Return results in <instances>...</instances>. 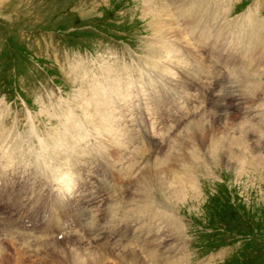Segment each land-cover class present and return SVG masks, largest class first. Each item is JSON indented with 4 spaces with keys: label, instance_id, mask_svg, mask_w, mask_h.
<instances>
[{
    "label": "rangeland",
    "instance_id": "rangeland-1",
    "mask_svg": "<svg viewBox=\"0 0 264 264\" xmlns=\"http://www.w3.org/2000/svg\"><path fill=\"white\" fill-rule=\"evenodd\" d=\"M178 3L0 0L1 227L59 203L51 215L71 218L76 229V205H99L104 214L113 188L131 201L141 176L157 175L162 187L149 194L161 200L156 214L127 211L129 225L142 229L140 242L127 236L138 255L132 264H264V58L249 44L251 28L264 33V0H195L197 19L182 17ZM151 4L159 12H145ZM248 9L253 21L242 17ZM152 12L170 14L171 37L154 32L161 18ZM102 133L113 144L99 140ZM103 147L107 162L82 163L101 157ZM59 240L65 252L51 246L47 257L29 251L16 260L19 252L0 236V264H95L72 249L71 238ZM112 258L102 264H120Z\"/></svg>",
    "mask_w": 264,
    "mask_h": 264
},
{
    "label": "bare ground",
    "instance_id": "bare-ground-1",
    "mask_svg": "<svg viewBox=\"0 0 264 264\" xmlns=\"http://www.w3.org/2000/svg\"><path fill=\"white\" fill-rule=\"evenodd\" d=\"M163 1V0H162ZM171 1H174V0H171ZM180 3L177 4L176 8H177V11L180 13V15L182 17H186L189 18V19H193V18H196L197 19V16H196V12L195 8H193V6H195V4L193 5L192 2L195 1V0H175ZM158 2V1H157ZM161 6H164L166 4H163V3H160ZM147 6V5H145ZM203 6V5H202ZM191 7H192V10H191ZM155 8V11L154 12H159V10H157V6L155 4H151V9L148 7L145 9V12H147L146 10H151L153 11V9ZM225 12V11H224ZM248 14H244L242 17L244 19V17L247 19L246 20H249V21H253L251 19V17L249 16V14L253 11L248 9ZM199 13V12H197ZM146 14H149V13H146ZM145 15V14H144ZM150 15V14H149ZM152 15L154 16L153 12H152ZM198 15V14H197ZM204 15V14H203ZM219 15V14H218ZM162 16V14H161ZM191 16V17H190ZM252 16V15H251ZM154 17H160L159 15H156L155 13V16ZM153 17V19H154ZM253 17V16H252ZM161 20L159 19H154V22H155V30L154 32L159 34L160 37H164L167 36V34L170 33L169 37L172 36V34L174 33L175 31V27H173L172 25V18L169 15H165L163 17H160ZM210 18V17H209ZM214 18V16H213ZM217 18V17H216ZM240 18V17H239ZM200 19V18H199ZM243 19H239V20H243ZM264 19V18H263ZM152 20V19H151ZM159 20V21H157ZM172 20V21H171ZM210 20V19H209ZM258 20V18H257ZM260 20H262L260 18ZM205 21V20H204ZM202 20V22H204ZM244 21V20H243ZM238 22V21H237ZM257 23V22H256ZM261 23H264L261 22ZM152 24V23H151ZM187 24V23H186ZM207 24V23H206ZM252 24V23H251ZM260 25V24H259ZM259 25H256L259 27ZM203 26V25H201ZM207 26V25H206ZM246 26V25H245ZM261 26V25H260ZM213 27V26H212ZM205 28V27H204ZM209 28V27H208ZM223 28V27H222ZM251 28V26L249 27V29ZM177 29V28H176ZM207 30V29H206ZM220 30V29H219ZM260 30V29H259ZM264 30V29H263ZM160 31V32H158ZM209 31V30H208ZM241 31V30H240ZM258 29H253L251 28L250 29V33H251V41L249 42V44L251 43L252 44V41L253 43L255 42V46L253 49L256 53H259V56L257 57V59H261V58H264V33L263 34H259V35H256L258 34ZM262 32V31H261ZM178 34V33H177ZM176 34V35H177ZM220 34V33H219ZM247 34V33H246ZM248 35V34H247ZM158 36V37H159ZM184 36V35H183ZM157 37V36H156ZM176 37V36H175ZM178 37V36H177ZM258 37V38H257ZM181 39V37H179ZM250 38V37H249ZM157 39V38H156ZM172 40V39H171ZM177 41V40H176ZM239 42V41H238ZM175 43V42H174ZM186 43V42H185ZM157 44V43H156ZM183 44V43H182ZM163 45V44H162ZM148 46V45H147ZM183 46V45H182ZM246 50V49H245ZM159 51V50H158ZM253 51V52H254ZM153 52V51H152ZM243 52V51H242ZM173 54V53H172ZM158 57V56H157ZM120 58V57H119ZM198 58V57H196ZM246 59V58H244ZM178 60V59H177ZM188 60V59H187ZM168 61V59H167ZM191 62V61H190ZM252 62V61H251ZM86 63V62H85ZM197 63V62H196ZM195 63V64H196ZM201 63V62H200ZM75 64V63H74ZM243 64V63H242ZM85 65V64H84ZM87 65V64H86ZM105 65V64H104ZM167 65V64H166ZM79 67V66H78ZM104 67V66H103ZM106 67V66H105ZM109 67V66H108ZM189 67V66H188ZM246 67V66H245ZM77 69V67H75ZM86 68V67H85ZM96 68V67H95ZM101 68V67H100ZM107 68V67H106ZM116 67H114L115 69ZM192 68V67H191ZM117 69V68H116ZM188 69V68H187ZM79 70V69H78ZM100 70H102L103 72V68H101ZM99 70V71H100ZM112 70V69H111ZM86 71H87V68H86ZM94 71V70H93ZM107 71V70H105ZM116 71V70H115ZM243 71V70H242ZM80 72V71H78ZM77 72V73H78ZM101 72V73H102ZM109 71H107V74H108ZM113 72V71H112ZM117 72V71H116ZM75 73V72H74ZM106 73V72H105ZM111 73V71H110ZM67 74V73H66ZM82 74V73H81ZM96 74H100L99 73H96ZM114 75V73H113ZM140 75V74H139ZM254 75V74H253ZM79 76V75H78ZM89 76H92V75H89ZM95 76V75H94ZM97 76V75H96ZM112 76V75H111ZM115 76V75H114ZM117 76V75H116ZM76 77V75H75ZM109 77V76H107ZM113 77V76H112ZM111 77V78H112ZM91 78V77H90ZM97 78V77H96ZM157 78V77H156ZM164 78V77H163ZM190 78V77H189ZM117 79V78H116ZM78 80V79H77ZM94 80V79H93ZM115 80V78H114ZM150 80V79H149ZM82 81V80H80ZM92 81V80H91ZM118 81V80H117ZM137 81V80H136ZM78 82V81H77ZM87 82V81H86ZM90 82V81H89ZM175 82V81H174ZM97 83V82H95ZM120 83V82H119ZM81 84V83H80ZM91 84V83H90ZM89 84V85H90ZM178 84V83H177ZM78 85V83H77ZM88 85V84H87ZM82 86V88L80 89H83V91L85 92V96H81L84 100L87 98V94H89V92H86V90L90 89L89 86ZM92 85V84H91ZM98 85V84H97ZM94 86V84H93ZM118 86V85H116ZM81 87V86H80ZM100 87V86H99ZM79 88V87H78ZM257 88V87H256ZM103 89V88H102ZM121 90V89H120ZM75 91V90H74ZM111 90H109L110 92ZM260 91V90H259ZM76 92L77 89H76ZM95 93V96L97 97H100L99 96V93L94 91ZM91 93V92H90ZM102 93V92H100ZM111 93V92H110ZM114 93V91L112 92ZM111 93V94H112ZM118 93H119V90H118ZM251 93V92H250ZM92 94V93H91ZM90 94V96H92ZM121 94V93H120ZM81 95V94H80ZM104 95V94H103ZM102 95V96H103ZM71 96V95H70ZM74 96V95H73ZM72 96V97H73ZM78 96V95H77ZM94 96V97H95ZM114 96V95H113ZM116 96V95H115ZM249 96V95H248ZM76 96H74L75 98ZM93 97V96H92ZM69 98V97H68ZM109 98V97H108ZM61 99V98H60ZM99 99V98H98ZM97 99V100H98ZM70 100H72V98H70ZM80 101V100H78ZM82 101V100H81ZM89 101V100H88ZM67 102V101H66ZM77 102V101H76ZM112 102V101H111ZM81 103V102H80ZM83 103V102H82ZM87 103V102H86ZM100 103V102H99ZM102 103V102H101ZM104 103V102H103ZM89 104H90V101H89ZM52 105V104H51ZM75 105V104H74ZM95 105V104H94ZM68 106V105H67ZM79 106V104H78ZM84 106V105H83ZM89 107V106H88ZM108 107V106H107ZM101 108V107H100ZM121 108V107H120ZM56 109V108H55ZM109 109V108H108ZM62 111V110H61ZM98 111V109H97ZM112 111V110H111ZM106 112V111H105ZM53 115V113H52ZM51 115V116H52ZM96 115V114H95ZM94 116V115H93ZM97 116V115H96ZM106 117V116H105ZM116 118V117H114ZM104 119V118H103ZM106 119V118H105ZM109 120V119H108ZM107 120V121H108ZM113 120V118H112ZM83 121V120H82ZM85 122V121H84ZM92 124H95L96 125V120L94 118H92V120L90 121ZM105 122V121H104ZM114 122V120H113ZM116 122V121H115ZM118 123V122H117ZM116 123V124H117ZM85 124V123H84ZM106 125V122L104 123ZM115 124V126H116ZM102 125V124H101ZM109 125V124H108ZM114 125V123H113ZM118 125V124H117ZM192 125V124H191ZM91 127V126H90ZM106 127V126H105ZM61 128V127H60ZM111 129V128H110ZM71 130V128H70ZM104 130V129H103ZM77 131V129H76ZM79 131V130H78ZM77 131V132H78ZM127 131V130H126ZM64 132V131H63ZM86 132V131H85ZM102 132H106L105 130L102 131ZM122 132V131H121ZM52 133V132H51ZM54 134V133H53ZM129 135V134H128ZM79 137V136H78ZM134 137V136H133ZM64 138V137H63ZM62 138V139H63ZM69 138V137H68ZM111 135H109L108 133H102L101 135L98 136V139L101 140V141H109L111 144L112 141H111ZM113 140V139H112ZM114 141V140H113ZM51 142V141H50ZM79 142V141H78ZM94 142V141H93ZM126 142V141H125ZM98 143V142H97ZM108 143V142H107ZM122 143V142H121ZM109 144V143H108ZM125 143H123L122 145H124ZM97 145V144H96ZM100 145V144H98ZM105 145V144H104ZM12 146V145H11ZM15 146V145H14ZM127 146V145H126ZM5 147V146H4ZM124 147V146H123ZM12 148V147H11ZM49 148V147H48ZM97 148V147H96ZM99 148V146H98ZM114 148V147H113ZM127 148V147H126ZM53 150V149H52ZM68 150V149H67ZM73 151V150H72ZM101 151H103V153L101 154V157H97V153L95 155H91L90 157H85L83 159V162H87V160H90V162L94 159V158H97V159H100L101 162H107V159H105V151L106 149L104 150V147L101 148ZM226 151V150H225ZM61 152V151H60ZM13 153V152H12ZM95 153V152H94ZM101 153V152H100ZM218 153V152H217ZM47 154V153H46ZM51 154V153H50ZM62 154V153H61ZM219 154V153H218ZM222 154V153H221ZM217 155V154H216ZM224 155V154H223ZM62 156V155H61ZM45 157V156H44ZM47 157V156H46ZM50 158V157H49ZM63 158V157H62ZM54 159V158H53ZM57 159V157H56ZM42 160V158L40 159ZM59 160H61L59 158ZM44 161V160H43ZM58 161V160H57ZM98 162V161H97ZM92 163V162H91ZM259 163V162H258ZM11 164V163H10ZM202 165V164H201ZM5 166V165H4ZM196 166V165H195ZM9 167V166H8ZM41 167V166H40ZM162 167V166H161ZM164 167V166H163ZM4 167L2 166L1 169H3ZM45 168V167H43ZM10 169V168H8ZM2 171H4V173H6V169H3ZM11 170H9V173H10ZM152 171V170H150ZM157 171V170H155ZM174 171V170H173ZM173 171H170L169 173L173 174ZM1 172V170H0ZM87 172V170L85 171ZM140 172V171H139ZM160 172V171H159ZM2 173V172H1ZM3 173V174H4ZM152 173V172H151ZM181 173V172H179ZM13 174V173H12ZM159 174V173H158ZM6 175V174H5ZM81 173L78 175L80 176ZM150 175V174H148ZM156 175V174H155ZM164 175V174H163ZM19 176V175H18ZM115 176V175H114ZM157 176V175H156ZM156 176L152 177L151 179H148L147 176L143 177L141 176V179L138 180V186H139V189H140V193H138L137 195L135 196H132L131 198V201H127V198L126 197H123V193H120V189L117 188L118 190L116 191L115 188H113V190L111 191L110 194L113 193V191H115V194H112L111 196V200L110 201H107L105 199V210H107L106 212H104L103 214V210H102V207H100L99 205H91L93 207L96 206V208H88L89 206H83V204L81 205H76L75 208L73 210H71V212H75V213H80L82 215V223L80 224V227L79 228H76V229H71V230H66L63 232L64 236H67L68 238H71L72 242L70 243L71 244V247L72 249L75 250V252L77 251V253L79 254L80 251H82L81 253H84L83 255L86 256L88 259H90L93 263L95 264H102V261L103 262H106L104 261V259H108L110 260L109 258L110 257H113L112 258V262L113 263H120L122 264V260H125V259H129L132 260L130 264L136 262V259L138 257L137 254H135L132 250L130 249H127V245H131V244H127V236L128 234L130 235H133V238H134V241L137 243V242H140V232L138 233L137 229H139L140 227L137 226V223H134L132 220L131 222H133L134 224L133 227H131L129 225V222H128V217H127V211H141V212H146L147 213V216H150L153 212H157L156 210V204L155 203H160V198L157 196H150L149 194H151L153 191H156V190H159L162 186L161 184L163 183H157L155 181V178ZM169 176V175H168ZM180 176V175H179ZM67 177V176H66ZM151 177V176H150ZM170 177V176H169ZM173 177V176H172ZM175 177V176H174ZM176 177H178L176 175ZM184 177V176H183ZM4 178V177H3ZM6 178V177H5ZM62 178V177H61ZM126 178V177H125ZM164 178V177H162ZM182 178V177H181ZM181 178H179L180 180H182ZM79 180H81L80 183L81 186L84 184L85 181H82V177H78ZM122 179H124L122 177ZM166 179V178H165ZM168 179V177H167ZM169 179H172L171 177ZM4 180V179H3ZM29 181V180H28ZM164 181V180H163ZM166 181V180H165ZM169 181V180H168ZM167 181V182H168ZM174 181V180H173ZM177 181V180H176ZM179 181V180H178ZM79 183V184H80ZM148 184V187L146 186L145 187V192L143 191L142 192V187H144V185ZM26 184V183H25ZM137 184V183H136ZM193 186V184H191ZM116 186V184H115ZM166 186V185H165ZM182 186H185V185H182ZM181 186V191L183 190H186V189H183ZM190 186V187H192ZM26 187V186H25ZM83 187V186H82ZM196 188V187H195ZM189 189V188H188ZM193 189V187L191 188ZM198 189V188H197ZM93 190V189H92ZM171 190V189H170ZM174 190V189H173ZM190 190V189H189ZM3 190L1 189L0 192H2ZM54 191V190H53ZM62 191V190H61ZM119 191V193H117ZM180 190H177L178 194L181 192ZM191 191V190H190ZM15 192V191H14ZM169 192V191H168ZM134 193V192H133ZM170 194V193H169ZM184 195L186 193H183ZM78 194H75V196H77ZM1 196V195H0ZM94 196V195H93ZM96 196V195H95ZM63 197V196H62ZM1 198V197H0ZM87 198L85 199H81L82 202H85L84 200H86ZM149 199V200H148ZM153 199V200H151ZM99 201V200H98ZM101 201V200H100ZM99 201V202H100ZM18 202V201H16ZM22 202V201H21ZM30 203V202H29ZM147 203V205H146ZM11 204V203H10ZM13 204V203H12ZM33 204V203H32ZM31 204V205H32ZM103 204V203H102ZM155 204V205H154ZM8 205V204H6ZM20 205V204H19ZM25 205V204H24ZM146 205V206H145ZM21 206V205H20ZM20 206H17V207H20ZM30 206V205H29ZM57 206V204H56ZM130 206V207H129ZM22 207H24L22 205ZM13 208V207H12ZM26 208V207H25ZM11 209V207H10ZM57 209V208H56ZM72 209V208H71ZM66 210V209H65ZM11 211V210H10ZM16 211V210H14ZM56 212V211H54ZM65 212V211H64ZM20 213V212H19ZM28 213V212H27ZM59 213V211H58ZM66 213V212H65ZM68 213V212H67ZM156 214V213H154ZM152 214V215H154ZM159 214V213H158ZM25 215V214H24ZM146 215V214H145ZM73 216V215H72ZM76 216V214H75ZM74 216V217H75ZM131 217V216H130ZM129 217V218H130ZM137 217V216H136ZM135 217V219H136ZM153 217V216H152ZM138 218H139V215H138ZM141 218V217H140ZM143 218V217H142ZM174 218V217H173ZM146 219V218H145ZM148 219V217H147ZM74 220V219H73ZM77 220V219H76ZM145 221V220H144ZM14 222V221H13ZM77 222V221H75ZM124 222V224L126 225L125 227L122 226V223ZM142 222V221H141ZM1 223L4 224V222L2 221L1 217H0V225ZM15 223V222H14ZM152 223V222H151ZM8 225V226H7ZM7 225H4L3 227L0 226V236H4V237H7V239L11 242L10 244L12 246H14V250L15 251H18L19 253L16 255V260H19L21 259L20 257L22 255H25L27 252L29 251H32V252H35V254H39L40 251H46L44 252V256L47 257L48 255L47 254H54L55 252H59V251H63L65 252L66 251V248L63 246V245H66L62 242H60L59 238H58V233H55V234H49L47 235L46 233H48V225H44L43 229H39V230H34V229H29V230H24V229H20V228H17L16 225H13L12 223H7ZM154 225V224H153ZM93 226V227H92ZM129 226L131 227L132 229V232L130 233V231L128 230ZM74 227V226H73ZM116 227V228H115ZM138 227V228H137ZM158 227V226H157ZM53 228V227H52ZM114 228L118 231L117 233H113V230ZM141 229V228H140ZM52 230V229H51ZM50 230V231H51ZM85 230V231H83ZM142 230V229H141ZM87 235L86 237L84 235ZM118 234V235H117ZM48 238H46V240H44V236H46ZM116 235V238H114V236ZM142 235V234H141ZM22 236H24V238H22ZM63 236V237H64ZM49 239V240H48ZM6 241V240H5ZM133 243V242H132ZM70 244H67L68 246H70ZM151 244V242H150ZM133 245V244H132ZM51 246H58L56 248V251L53 252L51 250ZM99 247V250H100V253L98 252V255H95V250L93 248H96ZM114 246V250H116L117 254L116 255H112L113 253L115 252H111V248L109 249V247H112ZM44 247V248H43ZM135 249H138L136 246H134ZM90 248L92 250H90ZM157 249V248H156ZM21 250V251H20ZM142 251V249H140ZM163 250V249H162ZM73 251V250H72ZM90 251V252H89ZM5 252L4 248H0V255H3ZM144 252V251H142ZM147 252V251H146ZM149 252V251H148ZM147 252V253H148ZM47 253V254H46ZM97 253V252H96ZM137 253H138V250H137ZM141 253V252H140ZM140 253H138L139 255H141ZM147 253L145 255V257H147ZM33 254V253H32ZM143 254V253H142ZM153 254V253H152ZM151 253L148 255V257L150 258V260H152L151 257H153V261L155 262H159L157 260H155V255L157 254H153L152 255ZM60 255V254H59ZM69 255V251L65 254L62 255V258L63 257H66ZM82 255V254H80ZM151 256V257H150ZM157 256V255H156ZM51 257V256H50ZM6 258V257H5ZM54 258V257H52ZM161 259V258H160ZM55 259H53L54 261ZM119 260V261H117ZM60 261V260H58ZM128 261V260H127ZM151 262V261H149ZM168 264H173V262L170 260H167ZM167 262H165L167 264ZM128 263V262H127ZM164 263V264H165ZM126 264V263H125ZM137 264V263H136ZM151 264V263H150ZM153 264H155L153 262ZM159 264V263H157ZM162 264V263H161Z\"/></svg>",
    "mask_w": 264,
    "mask_h": 264
}]
</instances>
